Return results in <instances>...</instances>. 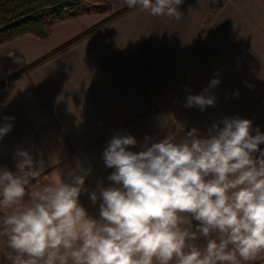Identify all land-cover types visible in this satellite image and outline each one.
<instances>
[{"label":"crops","instance_id":"1","mask_svg":"<svg viewBox=\"0 0 264 264\" xmlns=\"http://www.w3.org/2000/svg\"><path fill=\"white\" fill-rule=\"evenodd\" d=\"M179 7L176 21L109 0L106 11L47 20L44 37L27 33L0 44V126L13 124L0 138V168L16 171L17 149L43 163L42 182L67 179L81 163L91 172L79 201L99 219L102 198L93 203L90 193L112 186L103 150L113 136H134L131 150L139 151L146 135L203 134L233 117L264 133V0H184ZM212 79L220 83L209 89ZM205 89L214 106H185L189 94ZM10 252L0 237V264H10Z\"/></svg>","mask_w":264,"mask_h":264},{"label":"clouds","instance_id":"2","mask_svg":"<svg viewBox=\"0 0 264 264\" xmlns=\"http://www.w3.org/2000/svg\"><path fill=\"white\" fill-rule=\"evenodd\" d=\"M183 3L122 0L176 21ZM219 83L212 79L209 89ZM209 89L189 94L185 106H214ZM12 127L0 126V138ZM181 131L146 135L139 151L130 134L110 139L103 160L114 169L112 186L90 193L93 203L102 198L99 219L79 201L91 169L77 163L67 179L42 182L43 163L17 149L16 171L0 168V237L10 264H254L264 256V133L253 134L252 121L240 117L203 134ZM201 238L203 246L193 243Z\"/></svg>","mask_w":264,"mask_h":264},{"label":"trees","instance_id":"3","mask_svg":"<svg viewBox=\"0 0 264 264\" xmlns=\"http://www.w3.org/2000/svg\"><path fill=\"white\" fill-rule=\"evenodd\" d=\"M81 0H0V44L31 33L41 37L46 14L63 12L79 5Z\"/></svg>","mask_w":264,"mask_h":264},{"label":"rangeland","instance_id":"4","mask_svg":"<svg viewBox=\"0 0 264 264\" xmlns=\"http://www.w3.org/2000/svg\"><path fill=\"white\" fill-rule=\"evenodd\" d=\"M108 1L109 0H81L79 2V5L73 7V8H70V9H67L63 12H56V13H53V14H46L44 16V19H43V26L45 27L47 20H50V19H60L63 17V14L69 12V11H74V10H79V11H82V10H86V11H97V12H102V11H106L108 9Z\"/></svg>","mask_w":264,"mask_h":264},{"label":"built area","instance_id":"5","mask_svg":"<svg viewBox=\"0 0 264 264\" xmlns=\"http://www.w3.org/2000/svg\"><path fill=\"white\" fill-rule=\"evenodd\" d=\"M0 220H1V218H0Z\"/></svg>","mask_w":264,"mask_h":264}]
</instances>
